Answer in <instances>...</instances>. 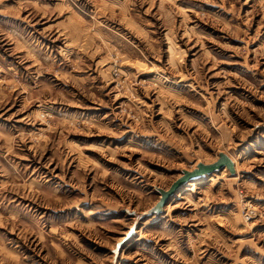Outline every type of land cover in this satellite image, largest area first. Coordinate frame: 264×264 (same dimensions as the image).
Wrapping results in <instances>:
<instances>
[{
  "label": "rangeland",
  "instance_id": "obj_1",
  "mask_svg": "<svg viewBox=\"0 0 264 264\" xmlns=\"http://www.w3.org/2000/svg\"><path fill=\"white\" fill-rule=\"evenodd\" d=\"M0 264H264V0H0Z\"/></svg>",
  "mask_w": 264,
  "mask_h": 264
},
{
  "label": "water",
  "instance_id": "obj_2",
  "mask_svg": "<svg viewBox=\"0 0 264 264\" xmlns=\"http://www.w3.org/2000/svg\"><path fill=\"white\" fill-rule=\"evenodd\" d=\"M223 169H226L231 175L235 174L232 160L226 154L219 153L217 160L211 164L197 163L192 170H182L180 176L171 183L168 189L155 188L159 195V200L155 204L152 212L159 213L171 197L184 185L199 181Z\"/></svg>",
  "mask_w": 264,
  "mask_h": 264
},
{
  "label": "bare ground",
  "instance_id": "obj_3",
  "mask_svg": "<svg viewBox=\"0 0 264 264\" xmlns=\"http://www.w3.org/2000/svg\"><path fill=\"white\" fill-rule=\"evenodd\" d=\"M229 157V156H228ZM233 162V161H232ZM234 164V163H233ZM234 169H235V167H234ZM227 171V170H226ZM228 172V171H227ZM213 175V174H212ZM156 188V187H155ZM177 196H178V194H177Z\"/></svg>",
  "mask_w": 264,
  "mask_h": 264
}]
</instances>
